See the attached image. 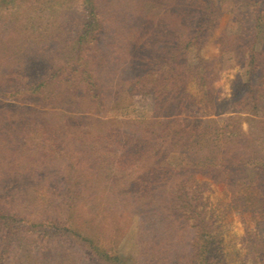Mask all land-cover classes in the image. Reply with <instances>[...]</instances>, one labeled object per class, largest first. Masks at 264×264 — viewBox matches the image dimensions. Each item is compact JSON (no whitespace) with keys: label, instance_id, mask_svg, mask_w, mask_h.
Returning a JSON list of instances; mask_svg holds the SVG:
<instances>
[{"label":"rangeland","instance_id":"obj_1","mask_svg":"<svg viewBox=\"0 0 264 264\" xmlns=\"http://www.w3.org/2000/svg\"><path fill=\"white\" fill-rule=\"evenodd\" d=\"M144 1H96V18L102 26L98 33L101 41L96 54L94 42L83 56L96 64L98 57L104 56V62L92 64L98 89L104 95L99 107L90 104L89 93L83 85L79 88L74 85L80 81L71 83V79L67 86L58 85L64 93L58 101H55L57 96L49 95L44 98L1 96L35 85L41 75L37 69H42L44 74L76 64L75 61L68 63L67 58L72 57L73 41L88 17L84 0H8L0 5V206L10 210L16 206L19 210L13 211H23L32 221L50 217L61 223L69 204L65 201L66 189L73 175L83 183L75 217L84 234L100 242L109 254L131 257L136 264H191L190 245L197 229L190 212L177 199L181 195V183L185 182L188 197H197L198 209L205 212L207 223L212 225V234L217 238L216 255L225 264H253L252 245L264 239V221L242 216L231 205L232 196L237 193L234 190L240 185L237 181L244 179L243 175L237 174L226 185L217 183L203 176L206 172L198 167L197 156L170 150L165 163L153 165L150 177L142 182L143 189L121 192L117 187L126 179L133 183L137 178L121 167L124 160L120 158L125 152H133L142 133L115 122L147 121L155 112L151 97L132 96L126 87L131 79L120 77V70L128 64L130 44L139 35L138 26L146 7ZM147 1L156 3L155 23L166 30H173L176 24L185 31L190 22L198 19L187 14L190 0ZM213 6L218 9L220 19L202 45L200 56L210 62L202 67L206 75H211L212 98L218 104L222 99H229L239 82L246 79L244 61L235 60L227 51L228 38L230 41L239 37V46L245 49L256 35L257 49L264 48V0H213ZM162 41L166 42L159 40ZM192 59L191 53L188 69L194 68ZM155 63L153 69L158 71L159 63ZM189 86L194 97L202 96L203 91L195 81ZM167 88L160 90L162 96L166 95ZM257 89L253 86L246 96L251 93L254 96ZM125 90L126 95L117 100L119 92ZM239 96H243L242 92ZM263 97L259 92L256 95L259 101ZM208 107L211 112L212 106ZM262 107L250 108L249 115L230 113L213 115L211 119L223 123L224 118L236 116L239 131L248 134L255 130V123L264 120ZM73 116L87 119L74 120ZM249 117L250 122L245 121ZM101 121L105 125H100ZM252 145L256 157L264 159V142ZM91 151L105 159L104 166L92 165L89 155H85L94 153ZM70 165L76 173L66 170ZM258 173L256 170L247 174L248 181H261ZM136 195L153 198V207L148 211L154 210L153 224H144L150 215L137 212L135 199L139 197ZM33 199L45 203L42 214L39 205L31 203ZM63 226L64 223L59 224V232L54 235L53 232L46 234L49 228L41 229L42 233L31 232L27 229L29 224L20 228L17 236L12 232L10 240L15 241L11 240L10 252L3 263L104 264L77 242V237L62 232ZM5 232L0 228V249L7 236Z\"/></svg>","mask_w":264,"mask_h":264},{"label":"trees","instance_id":"obj_2","mask_svg":"<svg viewBox=\"0 0 264 264\" xmlns=\"http://www.w3.org/2000/svg\"><path fill=\"white\" fill-rule=\"evenodd\" d=\"M7 1L0 0V5ZM96 1L98 0H84L88 17L80 34L73 41L72 57L67 58L68 63L69 61H75L76 64L72 65L71 68L65 66L44 74L42 69H37V73L41 75L40 79L34 83L35 85L16 89L11 93L1 94V96L18 97L20 95L29 97L28 95H38L44 98L42 96L49 95L57 96L58 98L55 101H58L59 97L61 99L64 95L58 85L67 86V82L71 79V83L75 80L80 81V83L74 85H77V88H79V85H83L89 93L88 101L90 104L99 107L104 102V95L98 89L99 85L96 82L95 72L92 71V64L96 66L98 63L104 62V56L100 55L98 57L99 62L97 64L93 59L92 62L87 56H83L88 47L94 42L96 54L98 50L96 47L100 45L101 41L98 33L102 26L97 20L98 17L96 18ZM144 2L146 7L141 17L142 20H140L141 26H138L139 35L130 44L128 64L126 69L120 70V77L131 79V83L126 87L130 89L132 96H150L155 106V112L151 120L115 122L116 125H122L120 127L131 126L142 133L133 146V152L132 150H130V154L125 152L123 157L120 158L124 160L121 162V167L130 172V176H137V178L133 180V183L127 179L120 183L117 186L120 189L119 191L129 192L130 189H143L142 182L144 179L148 180L146 177H150L153 165L155 163L158 165L165 163L164 160L166 161V155L170 150L190 152L198 157V167L200 166L201 170L206 172L203 176H209L215 179L217 183L229 184L230 179H233L232 177L235 178L237 174L243 175L244 179L237 181L240 185L234 190L237 193L232 196L231 205L242 216L248 215L253 219L259 218L264 221V159L256 157V154H254L255 147L252 145L258 141L264 142V120L255 123V130L245 134L239 131V118L236 116L224 118L223 123L211 119L213 115L223 116L230 113L249 115L250 108L256 110L258 106H264V97L261 98L263 101L256 98L258 92L259 95L264 96V48L262 51L257 49L256 35L245 49L239 46V37L230 38V41L228 38L227 45L229 47L227 51L234 55L235 60L244 61L246 79L243 82L239 80L240 84L232 92L230 98L222 99L218 105L212 98L214 91L212 83L209 82L211 75L210 73L206 75V71L202 67V65L210 62L205 61L200 56L202 45L207 41L209 35L213 34L215 25L220 19L218 9L213 6V0H190V2H187V14L189 17L190 15L196 16L198 19L195 18L190 22V27L185 28V31L180 29L181 27H177L176 24H174L173 30H166L161 27V24L155 23L156 3L147 0ZM182 17L185 16L182 15ZM247 31L250 32L252 29ZM161 39L166 42H159ZM191 53L193 54L191 64L194 68L188 69ZM155 62L159 63L158 71L153 69ZM191 81H195L201 88L203 91L202 96H193L189 88ZM255 85L258 91H254V96H252V93L249 95L250 97L246 96L253 90ZM163 88H167L164 96L160 94V90L163 91ZM126 90L119 92L117 100H121L122 95H126ZM239 92H242L243 96H239ZM73 104H79V102H73ZM209 105L212 106L211 112L208 111L210 109ZM73 117L74 120L87 119L82 116ZM250 119L249 117L245 121L250 122ZM94 121L97 120L94 119ZM99 124L105 125L102 121ZM254 135L257 138L253 139ZM126 151H128V148ZM85 155H89V160L94 167H101L102 164L104 166L105 161L103 160L105 159L98 157L97 153H86ZM66 170L71 174L77 171L72 165ZM256 170L259 171L261 181L251 183L248 181L249 176L247 174L249 175V173ZM68 171L66 172L68 173ZM82 184V181H78V178L75 179L72 175L68 189H66L65 201L69 204H66L67 212L61 223H58L57 219H50V217L32 221L24 216L23 211H13L19 210L16 206H13V210H10L7 206H0V228L3 231L5 230L7 235V239L3 238L1 242L0 264H4V258L10 252L11 240L15 241L14 239L10 240L12 232L17 236L20 228H25L29 224L27 229L31 232L42 233L41 229L49 228L46 234L48 232L52 234L53 232L52 235H54V232H59L57 226L63 223L62 232L70 237H77V242L91 250V254L99 257L104 264H136L131 257H123L117 253L109 254L107 250L101 247L100 242L84 234L85 231H83L74 212L81 198L80 187ZM181 185L182 187L179 189L181 195L177 199H179L183 208L190 212L194 226L197 229L193 244L190 245L192 254L189 255V260L191 264H225L216 255L217 238L212 234L213 228L212 225L207 223L205 212L198 209L197 197L193 195L190 199L186 193L188 188L185 182H182ZM136 197H139V199H135L137 212H141V214L145 212L150 215L144 224H147V222L153 224L155 222L152 216L154 210L148 213L149 208L153 207V198L141 195H136ZM31 203L33 206L38 204L41 208L39 209L41 214L43 213L42 206L45 203H42L41 199H33ZM163 216L168 218L166 214ZM252 246V263L264 264V239L259 242L254 241ZM19 264L26 263L23 261ZM35 264L39 263L36 262Z\"/></svg>","mask_w":264,"mask_h":264}]
</instances>
